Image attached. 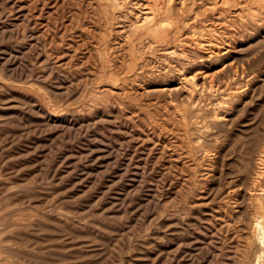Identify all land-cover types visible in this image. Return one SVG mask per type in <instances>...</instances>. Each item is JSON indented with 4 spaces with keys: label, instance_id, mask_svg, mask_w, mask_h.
Returning a JSON list of instances; mask_svg holds the SVG:
<instances>
[{
    "label": "rangeland",
    "instance_id": "1",
    "mask_svg": "<svg viewBox=\"0 0 264 264\" xmlns=\"http://www.w3.org/2000/svg\"><path fill=\"white\" fill-rule=\"evenodd\" d=\"M263 237L264 0H0V264H264Z\"/></svg>",
    "mask_w": 264,
    "mask_h": 264
},
{
    "label": "bare ground",
    "instance_id": "2",
    "mask_svg": "<svg viewBox=\"0 0 264 264\" xmlns=\"http://www.w3.org/2000/svg\"><path fill=\"white\" fill-rule=\"evenodd\" d=\"M159 11V10H158ZM144 20V19H143ZM264 238V237H263Z\"/></svg>",
    "mask_w": 264,
    "mask_h": 264
}]
</instances>
